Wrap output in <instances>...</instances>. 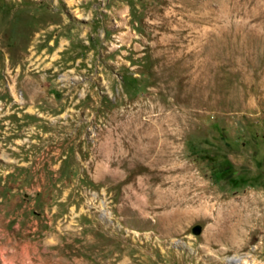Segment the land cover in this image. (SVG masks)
Wrapping results in <instances>:
<instances>
[{
	"label": "rangeland",
	"instance_id": "obj_1",
	"mask_svg": "<svg viewBox=\"0 0 264 264\" xmlns=\"http://www.w3.org/2000/svg\"><path fill=\"white\" fill-rule=\"evenodd\" d=\"M0 264H264V0H0Z\"/></svg>",
	"mask_w": 264,
	"mask_h": 264
},
{
	"label": "water",
	"instance_id": "obj_2",
	"mask_svg": "<svg viewBox=\"0 0 264 264\" xmlns=\"http://www.w3.org/2000/svg\"><path fill=\"white\" fill-rule=\"evenodd\" d=\"M196 233H198L199 232V229L198 228H196V231H195Z\"/></svg>",
	"mask_w": 264,
	"mask_h": 264
}]
</instances>
